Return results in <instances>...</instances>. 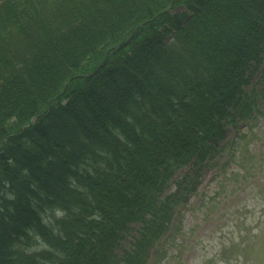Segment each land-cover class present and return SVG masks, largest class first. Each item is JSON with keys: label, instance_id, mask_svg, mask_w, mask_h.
I'll use <instances>...</instances> for the list:
<instances>
[{"label": "trees", "instance_id": "1", "mask_svg": "<svg viewBox=\"0 0 264 264\" xmlns=\"http://www.w3.org/2000/svg\"><path fill=\"white\" fill-rule=\"evenodd\" d=\"M263 63L264 0H0V264L142 263Z\"/></svg>", "mask_w": 264, "mask_h": 264}, {"label": "rangeland", "instance_id": "2", "mask_svg": "<svg viewBox=\"0 0 264 264\" xmlns=\"http://www.w3.org/2000/svg\"><path fill=\"white\" fill-rule=\"evenodd\" d=\"M254 85L259 94L262 86ZM238 128L245 133L217 152L215 165L199 171L188 200L177 208L178 232H166L152 248L154 264H264V115ZM53 216L49 212L45 221L54 222ZM28 243L42 249L35 235Z\"/></svg>", "mask_w": 264, "mask_h": 264}]
</instances>
